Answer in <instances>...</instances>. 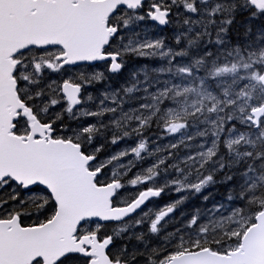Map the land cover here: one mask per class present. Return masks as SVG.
Here are the masks:
<instances>
[{
	"label": "snow or ice",
	"instance_id": "snow-or-ice-1",
	"mask_svg": "<svg viewBox=\"0 0 264 264\" xmlns=\"http://www.w3.org/2000/svg\"><path fill=\"white\" fill-rule=\"evenodd\" d=\"M0 264H264V0H0Z\"/></svg>",
	"mask_w": 264,
	"mask_h": 264
}]
</instances>
